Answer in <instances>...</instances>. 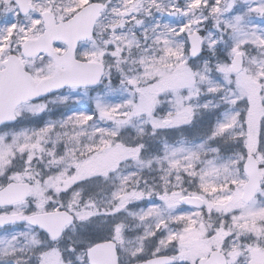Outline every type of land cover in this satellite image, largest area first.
Returning a JSON list of instances; mask_svg holds the SVG:
<instances>
[{"label": "snow or ice", "instance_id": "snow-or-ice-1", "mask_svg": "<svg viewBox=\"0 0 264 264\" xmlns=\"http://www.w3.org/2000/svg\"><path fill=\"white\" fill-rule=\"evenodd\" d=\"M0 264H264V0H0Z\"/></svg>", "mask_w": 264, "mask_h": 264}]
</instances>
